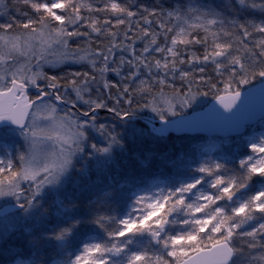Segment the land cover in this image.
Masks as SVG:
<instances>
[{
	"label": "trees",
	"instance_id": "trees-1",
	"mask_svg": "<svg viewBox=\"0 0 264 264\" xmlns=\"http://www.w3.org/2000/svg\"><path fill=\"white\" fill-rule=\"evenodd\" d=\"M211 1L234 25L220 27L212 34L203 28L191 29L177 44L172 63L160 66L156 63L160 54L152 51L167 47L175 37L174 29L164 24V16L184 0H61V6L53 11L56 16L42 8L51 0H0L1 33L13 36L44 31L59 35L64 42L63 48L56 44L50 51L52 63L39 61L41 70L33 71L40 75L35 86H52L60 99L84 114L103 108L118 117L128 116L123 122L108 114L84 120L58 107L91 129L83 134L84 143L70 149L75 160L65 184L64 201L72 199L69 202L76 206L75 211L88 215L86 211L95 205L90 201L103 193L116 204L126 205L132 200V186L144 192L148 188L144 186L153 179L171 188L178 179H188L190 164L185 162L194 157L196 147L211 141L201 134L158 137L139 120L130 121L132 116L170 120L264 81V0ZM22 63L25 70L37 62ZM244 155L245 151H241L235 157ZM16 164H20L18 159ZM6 177L12 174L0 172V182ZM253 177L250 175L251 180ZM53 197L49 195L47 199ZM171 202L167 201L161 214L165 218L169 216L167 208L173 207L169 206ZM60 208L38 209L34 216L40 219L39 225L53 227L48 231L58 239L61 231L79 227L71 217L61 215ZM115 225L105 216L100 218L93 230L98 241L109 239ZM169 229L171 225L166 228ZM187 230L190 227L186 225L177 234ZM199 237L195 251L219 242L207 232ZM27 238L19 233V243L17 247L12 243L11 250L16 248L15 253L28 255ZM239 242L241 239L234 235L235 249ZM177 261L175 264L180 262Z\"/></svg>",
	"mask_w": 264,
	"mask_h": 264
},
{
	"label": "rangeland",
	"instance_id": "rangeland-1",
	"mask_svg": "<svg viewBox=\"0 0 264 264\" xmlns=\"http://www.w3.org/2000/svg\"><path fill=\"white\" fill-rule=\"evenodd\" d=\"M60 6L61 0H51L42 8L56 16L53 11ZM164 24L174 29L175 37L167 47L152 51L160 54L156 58L160 66L172 63L177 44L191 29L203 28L212 34L220 27L234 25L211 0H184L166 12ZM58 36L44 31L13 36L0 32V90L9 88L14 80L35 86L40 75L33 71L41 70L39 61L52 63L49 55L53 46L64 47ZM29 60L36 61V66L24 70L22 62ZM58 107L54 102L35 101L24 130L0 132V172L13 173L0 182V208L20 206L16 213L0 218V264H175L194 253L201 240L198 235L204 232L218 238V243L228 242L234 251L232 264H264V119L246 127L241 137L233 138L235 142L206 137L211 141L199 144L194 157L185 162L190 164L188 179H178L169 189L156 183L157 179L144 186L148 187L144 192L132 186V200L126 205L116 204L103 193L90 201L94 208L84 215L75 211L72 199L64 201L65 184L75 160L70 149L84 143V135L91 129ZM11 149L20 161L15 163L18 171L14 172L9 167ZM241 151L245 155L235 157ZM49 195L53 200L47 199ZM168 200L173 207L167 208L169 216L165 218L161 214ZM59 205V213L71 217L79 227L61 231L57 245L59 239L50 233L53 227L39 225L40 219L34 216L38 209ZM103 216L116 225L109 239L101 242L93 230ZM168 225L176 229L166 230ZM186 225L190 231L177 234ZM21 232L28 236L26 256L15 253L16 248L11 250L12 243L17 247ZM234 235L241 239L236 249L232 246ZM56 247L60 250L52 252Z\"/></svg>",
	"mask_w": 264,
	"mask_h": 264
},
{
	"label": "water",
	"instance_id": "water-1",
	"mask_svg": "<svg viewBox=\"0 0 264 264\" xmlns=\"http://www.w3.org/2000/svg\"><path fill=\"white\" fill-rule=\"evenodd\" d=\"M44 92H48V96ZM30 94L40 95L39 99L50 97L57 105L68 108L83 118L102 114L111 115L119 121L128 118V116L118 117L103 108H93L89 113L83 114L75 106L58 98L53 87L33 88L14 80L10 82L9 88L0 91V129H24L33 107V102L29 98ZM130 119L132 121L139 120L152 134L159 137L194 134L223 138L240 136L246 126L264 119V81L239 93L218 97L205 108L187 116L161 120L135 115ZM18 209V205H5L0 208V217L14 213ZM233 257L234 252L228 242H220L191 254L179 264H231Z\"/></svg>",
	"mask_w": 264,
	"mask_h": 264
},
{
	"label": "flooded vegetation",
	"instance_id": "flooded-vegetation-1",
	"mask_svg": "<svg viewBox=\"0 0 264 264\" xmlns=\"http://www.w3.org/2000/svg\"><path fill=\"white\" fill-rule=\"evenodd\" d=\"M4 130L5 129H2V130H0V132L4 131ZM0 143H2V140H0ZM15 145H16L15 143L12 144V146H14V147H15ZM7 146L10 147V145H7ZM15 157H16V155H15L14 149H11V153H10L11 164L9 165V167L11 168L12 172H13V169H14V165H15V163L17 161V159ZM6 173H9V172L6 171Z\"/></svg>",
	"mask_w": 264,
	"mask_h": 264
}]
</instances>
